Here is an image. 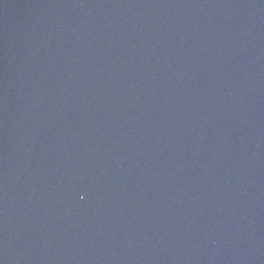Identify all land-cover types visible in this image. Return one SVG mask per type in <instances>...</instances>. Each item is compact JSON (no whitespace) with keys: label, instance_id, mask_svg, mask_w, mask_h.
Segmentation results:
<instances>
[{"label":"water","instance_id":"obj_1","mask_svg":"<svg viewBox=\"0 0 264 264\" xmlns=\"http://www.w3.org/2000/svg\"><path fill=\"white\" fill-rule=\"evenodd\" d=\"M0 264H264V0H0Z\"/></svg>","mask_w":264,"mask_h":264}]
</instances>
